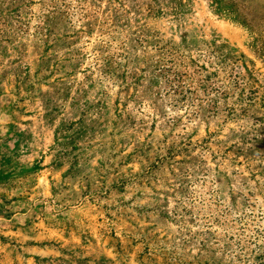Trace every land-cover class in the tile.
<instances>
[{"label": "rangeland", "instance_id": "obj_1", "mask_svg": "<svg viewBox=\"0 0 264 264\" xmlns=\"http://www.w3.org/2000/svg\"><path fill=\"white\" fill-rule=\"evenodd\" d=\"M0 264H264V0H0Z\"/></svg>", "mask_w": 264, "mask_h": 264}, {"label": "trees", "instance_id": "obj_2", "mask_svg": "<svg viewBox=\"0 0 264 264\" xmlns=\"http://www.w3.org/2000/svg\"><path fill=\"white\" fill-rule=\"evenodd\" d=\"M232 6H233V4L230 5V7H229L230 11H231L229 13L233 14V15H230L231 18L235 22L248 27L250 25V22H251L249 12L246 11L243 6H239V7H237V6L232 7Z\"/></svg>", "mask_w": 264, "mask_h": 264}]
</instances>
